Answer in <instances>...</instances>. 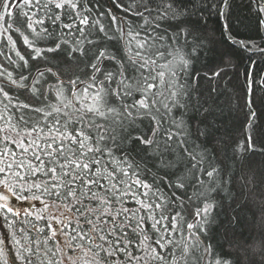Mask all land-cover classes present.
<instances>
[{"label":"snow or ice","instance_id":"snow-or-ice-1","mask_svg":"<svg viewBox=\"0 0 264 264\" xmlns=\"http://www.w3.org/2000/svg\"><path fill=\"white\" fill-rule=\"evenodd\" d=\"M189 2L0 0V264H264V193L236 168L253 121L246 147L226 141L216 89L190 71L203 58L219 82L264 38L233 26L252 30L235 0ZM247 6L264 33V0ZM203 11L223 18L219 40Z\"/></svg>","mask_w":264,"mask_h":264},{"label":"trees","instance_id":"trees-1","mask_svg":"<svg viewBox=\"0 0 264 264\" xmlns=\"http://www.w3.org/2000/svg\"><path fill=\"white\" fill-rule=\"evenodd\" d=\"M184 3L188 4L191 7L189 0H183ZM248 0H244V3H241V0H235L233 6L234 16H244L247 17V23L251 25L252 30L245 31L244 28L240 27L233 20V26L237 28L241 35L252 36L256 39V42L259 43L261 38H264V33L257 34L255 31V16L250 11V8L247 6ZM23 6L21 5V8ZM202 20L201 23L204 24L208 34H215L217 40L219 37V29L223 25V18L218 17L215 13L209 11H203L201 13ZM14 27L16 28H25L26 27V18L23 17V14L20 9H17L16 21ZM14 37L18 38L20 41L19 46L23 49L22 38L18 36L16 32H13ZM191 51L190 49L188 50ZM253 63L248 62L247 56L243 59L238 60L237 67L229 73V75L219 82L215 80H209L204 78V74L211 72L212 68L207 65L206 61L203 58L199 60H193L190 71L195 75L196 72L200 73L201 88L211 90L216 89L212 96L215 100V103L219 105L223 114L221 116V131L224 134V139L233 144L243 143L247 144V136L250 134L248 132V122L249 119L253 121V128L251 134L254 138V143L256 144V152L248 155L246 153V166L244 168L240 167L239 162H237V180L240 179V176L243 175L245 181L250 180L253 176L256 177V182L260 185L257 190V203L261 199V193H264V181L261 179V174L264 173V153L261 152V148L264 147V136L258 135L257 133L264 131V56L254 55L252 57ZM2 62V60H0ZM252 76L255 83L252 85L254 94L252 95V110L256 113L255 117H251L248 107L246 106V94L248 90V81L245 77V71ZM254 73V75H252ZM229 156H231V151H229ZM219 162L224 164V159L219 158ZM235 184L233 187L235 188ZM252 185L249 183L248 187ZM219 200V197H217ZM251 197L249 200L251 202ZM229 201L225 200L222 203V207L218 206L214 209L215 213H219L217 219L219 222V227H217L216 236L217 239L223 236L224 227L228 226V222L232 216V211L228 207ZM202 206V205H201ZM253 211L256 212V224L252 225L253 233L258 239L259 227H264V218L260 217V213L257 208H253ZM185 215L192 219L195 215V205H187ZM248 219L251 220V216H248ZM3 235V233H0ZM257 260L259 257L256 258Z\"/></svg>","mask_w":264,"mask_h":264}]
</instances>
